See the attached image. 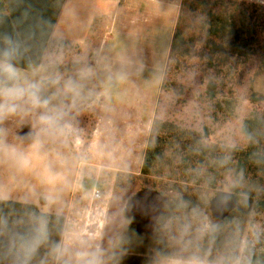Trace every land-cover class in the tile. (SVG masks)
Returning a JSON list of instances; mask_svg holds the SVG:
<instances>
[{
    "label": "clouds",
    "instance_id": "clouds-1",
    "mask_svg": "<svg viewBox=\"0 0 264 264\" xmlns=\"http://www.w3.org/2000/svg\"><path fill=\"white\" fill-rule=\"evenodd\" d=\"M82 19L79 0H65L55 23L32 0H0V264H125L130 254L142 264H264V183L234 159L252 148L264 176V129L250 130L238 107L213 143L197 118L192 154L216 155L134 204L114 183L138 162L117 89L144 65L123 49L80 46ZM166 73L158 65L153 79Z\"/></svg>",
    "mask_w": 264,
    "mask_h": 264
},
{
    "label": "rangeland",
    "instance_id": "rangeland-1",
    "mask_svg": "<svg viewBox=\"0 0 264 264\" xmlns=\"http://www.w3.org/2000/svg\"><path fill=\"white\" fill-rule=\"evenodd\" d=\"M233 5L228 0H187L176 9V21L173 20L171 25L158 26L156 32H145V25L140 23L134 26L130 24L129 27L125 24L120 27L119 30L123 32L120 33L115 24L106 23L99 27L94 38L79 43L80 46L86 43L107 46L116 51L123 49L144 65L139 79L117 89L120 93L118 103L122 101L120 106L130 116L128 122L133 125L130 131L137 136L134 156L138 162L131 164L127 174H117L114 178V183L125 189L129 198L140 189L158 191L169 184L178 186L182 183L172 179L179 177V174H174V169L182 162H177L176 148L178 146L180 153L185 155L183 146L189 140L200 139V134L192 130L197 118L203 120V134L214 143L222 127L234 118L238 107L247 111L249 116L257 109V101L264 95V75L258 74L257 49L250 58L238 62L233 58L217 68H210L206 63L207 55L211 52L208 44L219 41V37L211 33L214 21L222 14L234 13L228 11ZM237 6L241 7L235 4L233 11ZM176 32L180 46L171 56ZM158 65L167 67L162 84H157L153 79ZM191 74H194V79L190 80ZM209 82L217 84L213 98L208 94ZM137 89L142 101H138L134 95ZM156 122L159 124L156 130L158 135L163 136L166 129L171 135L169 152L159 167V174H145V154ZM94 123L89 117L82 120V126L88 130L94 127ZM162 125H165V129ZM178 135L181 139L177 141ZM170 151H175L173 156Z\"/></svg>",
    "mask_w": 264,
    "mask_h": 264
},
{
    "label": "trees",
    "instance_id": "trees-1",
    "mask_svg": "<svg viewBox=\"0 0 264 264\" xmlns=\"http://www.w3.org/2000/svg\"><path fill=\"white\" fill-rule=\"evenodd\" d=\"M65 0H32L35 8L39 10L46 18L52 20L55 23L59 6L64 3ZM187 2V0H185ZM232 4H238L239 7L233 11L231 6L228 11L234 12L229 15L222 14L215 19V25L211 29L212 35L219 37V41H212L208 44L210 49L209 56L206 59L207 65L212 68H217L221 64L228 61H232L233 58L236 62L239 60H245L256 54V49L259 53V66L258 74L264 75V6L257 5L242 0H228ZM232 10V11H231ZM261 35V37H260ZM179 34L176 32L173 38L171 47V56H174L177 52L179 45ZM217 84L214 82L208 83V94L211 98L215 96V89ZM257 101V100H256ZM258 107L249 116L247 124L250 130L264 129V95L258 99ZM259 118V119H258ZM157 126L154 124V130L151 135L150 142L147 147V151L144 159L143 172L145 174H159V167L162 166L163 160L168 155V141L170 136L169 131L166 129V133L160 136L156 133ZM165 129V125H162ZM181 137L177 136V141ZM192 141V142H191ZM189 140L187 145L183 146V151L186 154H182L180 163L175 167L174 174H179V177H173L175 181L184 182L187 180V171L190 168L195 167L198 162L205 159L206 156H215L216 152L204 153L203 155H194L191 152V147L197 142ZM173 142V140H172ZM264 144V140L261 141ZM253 151L252 148L243 149L237 151L234 154V159L239 167L244 168L247 173L261 183H264V176L260 175V170L251 163L249 157ZM175 151H170L174 154ZM166 160V159H165ZM173 166V163H171ZM264 206V205H262Z\"/></svg>",
    "mask_w": 264,
    "mask_h": 264
},
{
    "label": "crops",
    "instance_id": "crops-1",
    "mask_svg": "<svg viewBox=\"0 0 264 264\" xmlns=\"http://www.w3.org/2000/svg\"><path fill=\"white\" fill-rule=\"evenodd\" d=\"M185 0H79L83 19L75 28L79 43L94 38L106 23L120 27L144 24L145 32H156L160 25H171ZM255 3L254 0H242ZM65 2V1H64ZM256 4V3H255ZM264 6V5H261ZM174 18V19H173ZM176 21V20H175ZM129 27V26H128ZM162 38V37H160Z\"/></svg>",
    "mask_w": 264,
    "mask_h": 264
},
{
    "label": "flooded vegetation",
    "instance_id": "flooded-vegetation-1",
    "mask_svg": "<svg viewBox=\"0 0 264 264\" xmlns=\"http://www.w3.org/2000/svg\"><path fill=\"white\" fill-rule=\"evenodd\" d=\"M149 192L154 194L156 191L147 188L142 190L140 189L130 199H132L134 204L138 205L142 198L146 199L148 197ZM146 223L147 221L142 219L141 216L137 214L136 222L132 225V227L135 231L143 233L146 231ZM125 264H142V259L138 254H130L126 259Z\"/></svg>",
    "mask_w": 264,
    "mask_h": 264
}]
</instances>
